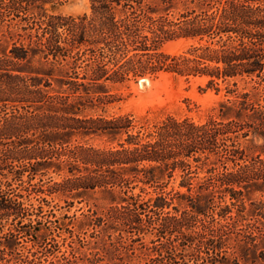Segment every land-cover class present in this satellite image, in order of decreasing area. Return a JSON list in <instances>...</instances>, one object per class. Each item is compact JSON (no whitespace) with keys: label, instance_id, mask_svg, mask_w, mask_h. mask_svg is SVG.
Returning a JSON list of instances; mask_svg holds the SVG:
<instances>
[{"label":"trees","instance_id":"16d2710c","mask_svg":"<svg viewBox=\"0 0 264 264\" xmlns=\"http://www.w3.org/2000/svg\"><path fill=\"white\" fill-rule=\"evenodd\" d=\"M58 1L0 0V264H240L251 248L264 264V0H90L77 18L51 12ZM178 39L195 44L162 50ZM161 72L224 85L218 117L169 116L146 133L130 114H87ZM177 175L187 191L167 192ZM96 190L119 202L83 213L87 251L58 256L31 196ZM247 201L254 222L241 224Z\"/></svg>","mask_w":264,"mask_h":264},{"label":"rangeland","instance_id":"374dc122","mask_svg":"<svg viewBox=\"0 0 264 264\" xmlns=\"http://www.w3.org/2000/svg\"><path fill=\"white\" fill-rule=\"evenodd\" d=\"M179 6L181 8L183 4L180 2ZM52 11L56 14L75 18L85 14L91 15V1L59 0ZM0 31L6 36L8 35L5 29H0ZM5 41H8L5 45L10 48L12 41L8 38ZM194 44L195 42L192 40L178 39L163 44L162 50L172 56L181 55L187 52ZM249 81L240 82L239 90L250 92L256 84L254 82L249 83ZM113 93L120 96V101L109 105L105 110H92L88 111L87 114L105 115L107 117L130 114L139 124L145 125L146 133L152 132L156 126L164 122L169 116L180 120L188 118L197 124H204L211 117H218L220 102L228 99L225 86L221 85V91L214 87H209L208 78L206 77L187 79L186 77H179L166 72L139 80L132 79L123 85H117ZM260 93L263 96L262 102H264V84L260 87ZM138 129L135 131H138ZM79 141L101 148H109L116 145V143H111L107 137L89 136L83 139L79 138ZM205 174V171H203L200 177L205 176ZM50 180L59 182L62 179L55 174L44 178L45 182ZM38 182L39 179H36L33 183ZM180 183L181 178L177 175L176 179L168 185L167 192L172 190L186 192L187 189L180 187ZM135 192L140 193V190L137 189ZM43 198L45 199L41 202L33 194L31 203L34 204L35 208H39V211H42L43 221L47 223L46 226L49 228L45 229L43 227L42 234L57 240L61 251L57 253L58 256H61L64 252L69 254L70 246H74L79 252L87 251V248L83 249L80 247L81 244L78 237L79 235L82 238L86 236L88 240H92L90 238L92 229L88 227L80 228V220L83 219V213L86 214L89 210L101 212L108 209L114 202H119V199L102 192V190L88 192L80 198H71L58 194L44 196ZM114 199L116 201L113 202ZM253 200L264 203V193H256L253 196ZM250 205V201H247L248 208L246 213L248 221H244L241 224L254 222L250 212ZM171 211L173 210L171 209ZM233 215L236 216V211H234ZM49 221H52V223H48ZM72 229L75 235L70 232ZM149 240V237L145 239L147 243ZM24 244L29 247L31 245V243ZM239 253L240 255H245L244 258L242 256L240 264H262V262L256 260L257 252L253 248L243 249V251L239 250Z\"/></svg>","mask_w":264,"mask_h":264}]
</instances>
